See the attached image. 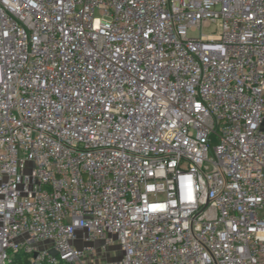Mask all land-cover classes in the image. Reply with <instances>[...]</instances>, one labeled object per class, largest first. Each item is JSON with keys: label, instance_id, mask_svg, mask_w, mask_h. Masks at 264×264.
<instances>
[{"label": "built area", "instance_id": "built-area-1", "mask_svg": "<svg viewBox=\"0 0 264 264\" xmlns=\"http://www.w3.org/2000/svg\"><path fill=\"white\" fill-rule=\"evenodd\" d=\"M19 251L264 264V0H0V264Z\"/></svg>", "mask_w": 264, "mask_h": 264}, {"label": "trees", "instance_id": "trees-1", "mask_svg": "<svg viewBox=\"0 0 264 264\" xmlns=\"http://www.w3.org/2000/svg\"><path fill=\"white\" fill-rule=\"evenodd\" d=\"M8 264H33V263L29 259V254L19 251V252L14 253L10 257ZM41 264H46V263H41ZM56 264H68V263L61 261Z\"/></svg>", "mask_w": 264, "mask_h": 264}, {"label": "rangeland", "instance_id": "rangeland-1", "mask_svg": "<svg viewBox=\"0 0 264 264\" xmlns=\"http://www.w3.org/2000/svg\"><path fill=\"white\" fill-rule=\"evenodd\" d=\"M214 29H215V25L211 24L210 26L205 27L202 31H203L204 34H208V33L213 32ZM190 34L191 35H198V32H190ZM110 249L107 252L105 258H107V259L114 258V257H117L120 254V250H119L118 246H116V245L112 246ZM104 260L105 259L103 258L102 261H104Z\"/></svg>", "mask_w": 264, "mask_h": 264}, {"label": "water", "instance_id": "water-1", "mask_svg": "<svg viewBox=\"0 0 264 264\" xmlns=\"http://www.w3.org/2000/svg\"><path fill=\"white\" fill-rule=\"evenodd\" d=\"M52 255H56V252L54 250H50L49 251ZM69 264H73V263H69Z\"/></svg>", "mask_w": 264, "mask_h": 264}]
</instances>
